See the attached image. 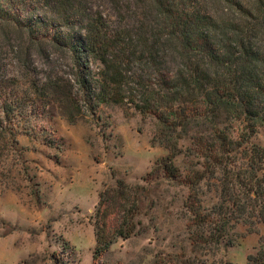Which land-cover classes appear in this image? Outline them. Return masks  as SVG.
<instances>
[{"label":"trees","instance_id":"trees-1","mask_svg":"<svg viewBox=\"0 0 264 264\" xmlns=\"http://www.w3.org/2000/svg\"><path fill=\"white\" fill-rule=\"evenodd\" d=\"M1 34L0 162L27 174L18 133L45 134L60 150L43 122L96 123L111 106L138 114L149 142L167 151L144 183L117 178L98 193L92 264H108L118 238L146 231L140 216L160 179L186 189L189 247L158 250L146 264H203L232 245L238 224L258 235L244 264H264V146L250 142L264 121V0H0Z\"/></svg>","mask_w":264,"mask_h":264},{"label":"rangeland","instance_id":"rangeland-1","mask_svg":"<svg viewBox=\"0 0 264 264\" xmlns=\"http://www.w3.org/2000/svg\"><path fill=\"white\" fill-rule=\"evenodd\" d=\"M98 112L96 123L69 124L57 114L43 122L62 138L60 150L46 145L45 134L16 135L19 144L27 147L23 154L27 174L19 166L0 162V264H92V217L98 193L117 178L144 183L142 177L153 162L167 153L149 142V125L138 114L124 116L117 106ZM241 126L234 123L229 134L236 138ZM250 142L264 146V121H255ZM188 144L187 138L179 141L182 147ZM182 159L180 154L174 158L180 168ZM159 181L150 187L151 207L140 216L146 231L118 238L104 255L106 263L146 264L158 250L189 247L181 219L186 189ZM257 237L238 224L226 237L232 245L223 244L220 253L206 257L203 264H244Z\"/></svg>","mask_w":264,"mask_h":264}]
</instances>
